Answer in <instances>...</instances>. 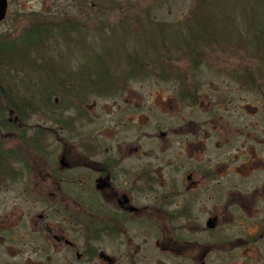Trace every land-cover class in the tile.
<instances>
[{
    "label": "flooded vegetation",
    "instance_id": "af4514ba",
    "mask_svg": "<svg viewBox=\"0 0 264 264\" xmlns=\"http://www.w3.org/2000/svg\"><path fill=\"white\" fill-rule=\"evenodd\" d=\"M59 15L52 30L68 36V14ZM97 53L80 51L79 67ZM208 81L213 88L221 80ZM229 81L231 98L228 85L203 89L196 79H114L116 94L82 98L74 116L62 96L61 110L50 105L34 126V112H1L0 264H182L190 253L191 264H264V100L245 104L241 70ZM137 82L143 94L130 88ZM149 82L176 88L164 94L144 88ZM163 95L173 110H163ZM87 127L93 135L84 136Z\"/></svg>",
    "mask_w": 264,
    "mask_h": 264
},
{
    "label": "rangeland",
    "instance_id": "374dc122",
    "mask_svg": "<svg viewBox=\"0 0 264 264\" xmlns=\"http://www.w3.org/2000/svg\"><path fill=\"white\" fill-rule=\"evenodd\" d=\"M206 1L9 0L8 13L5 20L0 23V59L9 51H15L13 57L16 60L13 61V65H11L10 62H0V114L5 110V106H7L6 101L9 99L19 103H26L31 101L32 96L30 97V93L32 91H35V89H39V91L40 89L42 90V83L48 80V75L50 77L48 63H44L49 59L52 61L51 63L54 71L55 69H59L57 72L59 76H61L63 72L67 73L71 70H77L81 61H83L82 58H84V56L82 57L80 55V51L86 54L89 48L92 47L96 51H100L102 47L108 48L106 49L107 51H115V53L118 54L127 52L132 53V50H136L137 52H149L152 47L145 42L148 39L156 40L159 38H149V33L147 31L156 30V28L159 30L162 29L164 35L170 37V39L173 38V40H176V37L186 38L189 36V33L186 32V25H191L190 21L194 20L195 16L204 18L208 15L212 22L218 24H220L219 20H222L224 28L228 27V29H234L236 27L240 29L243 27L244 29L247 27L246 23L250 20L252 15H255L257 18L264 16V0ZM86 3H93L96 7L88 9V7L85 6ZM207 4L210 7L206 9L204 6ZM85 8L87 10L86 12H79V10L83 11ZM61 10H65L70 19V25L65 27L69 29L70 33L68 36L59 33V31H61L59 26L56 37L53 38V40L44 38L39 46L35 48L33 46L31 48L23 46L24 44H22L20 40L23 35H25V39H33L31 35H26V32H29L33 27L41 25L42 23L45 26H52L54 23H59L62 17L59 15ZM82 21H84V23H82ZM258 22L259 20L255 23L256 26ZM105 26L110 27V29H105ZM107 29L111 31L114 30V32L123 29L122 31L125 32L117 31L116 37L109 38L100 33V31L104 33V30ZM78 30L85 31V37L83 39L80 38ZM88 31L90 33L87 35ZM234 37H237V33L234 34ZM235 38L227 40V42L220 45L201 46L199 43H196L193 45L197 47L194 51H189L191 50L188 49L189 46L182 48L179 43H174L173 40L170 42L165 38L160 40V43L156 41L153 44L155 50L161 53L160 55H155L160 56L159 60H155L158 59V57L150 59L154 56L145 53L143 57L146 58V61L143 60L138 63H147V70L150 72L148 79L175 80L176 78H181L202 80L204 82L202 83L203 89L209 82L208 80H228L223 83L219 81L217 84L211 82L214 85L212 86L213 88L205 87L210 88L209 90L214 88L221 90L220 88H224L222 85H228V87H225L231 92L228 98L235 96L234 89L236 87L235 84L229 80L231 78H238V70H241L246 86L240 94L244 98L245 104L255 107L258 98L264 100V67L261 65L258 58H253L250 55L247 56L248 48H245L244 44L239 40H235ZM86 45H89V48ZM148 55L150 58H148ZM114 60L115 61H109L113 64L109 65L108 63V69L110 71L111 67V70L114 72L116 67V73L113 74L120 76V78L126 77L127 72L131 69L129 65L136 67L133 62L126 64L124 60ZM43 67H45V70H48V72L45 73ZM61 69L63 71H60ZM165 72L169 73L170 77H165L163 75ZM44 75L47 78L44 77ZM140 84L139 82L133 83L130 88L138 94H143V85ZM253 84L254 86H252ZM36 85H39V88H37ZM155 85L157 84L149 82L148 87L144 86V88H149L151 90L160 89L163 90L164 94L167 90L176 88H174L171 83H159L158 85L160 86L157 87H155ZM66 89H68V86ZM55 91L59 96V103L56 111H60L61 108L59 107L62 98L61 90L58 91V89H55ZM35 96H38V94H35ZM54 96L56 97V95L50 96L51 101ZM221 97L227 98V94L223 93ZM95 99L97 98H93V100ZM162 100L165 101L163 110H173V102H169L165 95H163ZM31 110L36 114L32 115L30 125L34 126L36 124L39 125L41 122H45L42 116L45 115L46 112L44 105L38 108L34 107ZM149 110L155 111L156 109L149 108ZM234 110H236V108L233 106L230 107L228 111ZM247 110H251V108ZM68 112L70 116H74V111L72 109H68ZM132 131L128 129V134H131L130 136L134 138L135 134ZM121 132L125 134L122 130ZM84 133V136H88V134L93 135L92 128L87 127ZM72 141L73 140H69L70 143ZM155 146L156 144L149 145L152 149ZM164 172L165 174H172L171 171L165 170ZM169 206L170 207L165 208L166 213H164L160 219V222L165 225H172L173 218L171 213L174 206L172 204ZM161 229L164 239L166 241L171 240V233H169L168 229H166L165 226L164 230L163 227H161ZM219 233L220 231L217 230L213 235V252L215 251V254L220 257L224 251L221 250L219 246L221 244L216 242ZM232 252L234 253L235 250ZM225 255L226 253L222 256L223 259ZM193 257L191 253L189 256L182 255L181 263L191 264L193 262ZM213 260L214 261L210 264H226L222 262V259L217 262L215 259ZM165 261L171 262V259L166 258ZM226 261L227 264H235V262L229 259Z\"/></svg>",
    "mask_w": 264,
    "mask_h": 264
},
{
    "label": "trees",
    "instance_id": "16d2710c",
    "mask_svg": "<svg viewBox=\"0 0 264 264\" xmlns=\"http://www.w3.org/2000/svg\"><path fill=\"white\" fill-rule=\"evenodd\" d=\"M206 1V0H205ZM208 2V1H206ZM206 7H210L208 4ZM250 12V11H249ZM204 15V14H203ZM198 17V18H197ZM226 18V17H221ZM206 19V20H205ZM259 20L257 26L255 23ZM211 21V22H210ZM218 21V20H217ZM228 21V20H227ZM191 25L187 26V33H189V36L186 38L183 37H176V40L170 39V37H167L164 35V32L162 29L156 28L157 31H160V35L157 34L159 37H154L153 35L148 36L149 38H159V39H148L145 43L150 44L152 49L149 52H137L136 50H132V53H115L109 52L106 49L108 48H101L99 53H97L94 56V59L91 60L89 63H86V65L81 68L79 67L77 70H71L67 73H64L59 76L57 70L59 69H53L52 61L51 59L45 61L44 63H48V70L50 71V77L48 75V80L43 84L42 90L39 89L35 91H32L30 93L31 101H28L26 103L24 102H15L11 99H7L6 101L7 106H5V110L7 111H18V112H26V111H32L31 109L36 107L45 106L46 111L50 110L49 106H52V110H56L58 105L53 104V100L50 102L49 98L52 95H56V97H59L57 95V92L61 90V96H69L71 97L67 101V106H69V109L77 110V105L82 100V98H86V96H110L113 94H116L118 92V89L120 87L114 83L109 82L110 80L114 79H126V78H149L150 72L147 70L148 65L147 63H138L141 61H146L143 57L145 53L150 54L151 56H154L153 58H150L148 55V58L154 59L155 57H158L159 60L161 53H158L157 50H155L153 44L156 41L167 38L170 42L171 40L174 41V43H179L182 48H185L186 46H189L188 49H191L189 51H194L197 47H194L196 43H199V45L203 46H209V45H220L227 40L233 39L234 34L237 33V37L235 40H239L241 43L244 44L245 48H248L247 56L250 55L253 58H258L261 65L264 67V16H260L257 18L255 15H252L250 17V20L246 23L247 27L243 29H240L238 27L234 29H228V27L224 28V23L222 20H219V23L212 22V20L206 15L204 18L201 16H195L194 20H191ZM227 23V22H226ZM225 23V24H226ZM222 24V25H221ZM47 25V24H46ZM219 26V27H218ZM224 28V30H223ZM62 30V29H60ZM73 30V29H71ZM70 30V31H71ZM123 29H119L117 31H122ZM69 31V30H68ZM116 31V33H117ZM152 30H148L147 32H150ZM125 32V31H122ZM60 33V31H59ZM57 31H53L51 25L45 26L43 23L41 25H36V27H33L29 32H26V35H31L32 40L25 39V35L20 39L22 44H24V47L31 48L32 46L38 47L39 44L43 41L44 38L52 39L56 37ZM32 42H28V41ZM53 42V41H52ZM172 44V43H171ZM170 44V45H171ZM191 45V46H190ZM89 47V45H86ZM199 46V47H201ZM194 47V48H192ZM217 47V46H216ZM93 48V47H92ZM17 51V46H16ZM14 52H8L4 57L0 59V62L8 63L10 62L11 65H13V61L16 59L13 57ZM203 54V53H201ZM14 59V60H13ZM114 59H118L120 61L124 60L126 64L129 62H133V64L136 66H131V69L129 72H127L126 77L120 78V76H116L113 73H116V67L114 72L108 69V63L109 65L113 64L109 61H115ZM128 66V67H129ZM83 69V70H80ZM45 73L48 72V70H45V67H43ZM60 71H63L62 69ZM165 77H170L169 73L165 72L163 74ZM61 77V78H59ZM44 80V79H42ZM161 80H171V79H161ZM68 86V89L66 87ZM37 88H39V85H36ZM56 93V94H55ZM92 93V94H90ZM35 94H38V96H35ZM55 97V96H54ZM53 97V98H54ZM36 105V106H35ZM4 110V111H5ZM3 112V111H2Z\"/></svg>",
    "mask_w": 264,
    "mask_h": 264
},
{
    "label": "water",
    "instance_id": "95a60500",
    "mask_svg": "<svg viewBox=\"0 0 264 264\" xmlns=\"http://www.w3.org/2000/svg\"><path fill=\"white\" fill-rule=\"evenodd\" d=\"M7 0H0V22H2L6 15Z\"/></svg>",
    "mask_w": 264,
    "mask_h": 264
}]
</instances>
